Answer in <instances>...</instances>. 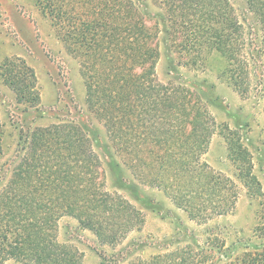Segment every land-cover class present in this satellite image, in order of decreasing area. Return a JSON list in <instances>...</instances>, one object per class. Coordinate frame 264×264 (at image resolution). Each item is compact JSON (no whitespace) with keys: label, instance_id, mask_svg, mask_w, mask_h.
Returning a JSON list of instances; mask_svg holds the SVG:
<instances>
[{"label":"trees","instance_id":"obj_1","mask_svg":"<svg viewBox=\"0 0 264 264\" xmlns=\"http://www.w3.org/2000/svg\"><path fill=\"white\" fill-rule=\"evenodd\" d=\"M159 26L146 25L133 0H39L66 50L81 62L85 100L123 167L161 191L201 235L183 231L148 259L126 264H264V208L254 237L233 238L209 228L234 213L235 183L203 160L215 122L200 96L158 81L160 52L152 39L196 65L210 53L224 61L222 77L241 97L257 85L264 100V0H243L254 22L245 31L230 0H153ZM154 44V45H153ZM0 76L26 109L40 97L33 69L19 58ZM255 83V84H254ZM2 126L0 124V155ZM235 176L253 198L262 190L239 135L226 131ZM102 163L87 134L72 122L37 127L21 137L12 168L0 175V264H83V254L60 243L58 223L73 218L100 246L115 247L140 232L143 213L106 187Z\"/></svg>","mask_w":264,"mask_h":264},{"label":"rangeland","instance_id":"obj_2","mask_svg":"<svg viewBox=\"0 0 264 264\" xmlns=\"http://www.w3.org/2000/svg\"><path fill=\"white\" fill-rule=\"evenodd\" d=\"M133 2L142 11L148 27L162 29L161 11L156 2ZM230 4L243 29L253 31L254 22L244 1L230 0ZM151 42L160 52L155 69L158 81L185 87L199 95L213 117L216 130L203 160L215 172L229 177L238 191L234 213L216 219L209 228L228 239H253L262 217L260 211L264 208V100L258 86H252L248 97H241L222 77L225 65L218 54L210 53L196 65H189L186 57L170 46L164 33H158ZM11 58H19L33 69L40 101L32 109L17 104L15 95L0 76V175L10 173L21 137L37 127L72 122L81 127L91 141L102 163L107 189L124 197L144 215L141 231L130 233L115 247L100 246L92 233L80 229L73 218L64 217L58 223L60 243L71 245L82 253L83 264H126L135 259H148L172 239L183 241L181 245H184L183 231L188 235L191 232L202 234L205 227L189 221L161 191L141 184L123 167L121 158L107 140L102 123L87 108L80 60L58 39L39 0H0V66ZM226 131L238 134L248 150L253 172L261 186L260 198L249 196L236 178L228 155ZM6 264L18 263L9 261ZM212 264L221 263L215 256Z\"/></svg>","mask_w":264,"mask_h":264}]
</instances>
